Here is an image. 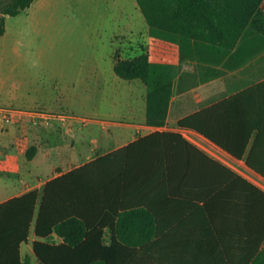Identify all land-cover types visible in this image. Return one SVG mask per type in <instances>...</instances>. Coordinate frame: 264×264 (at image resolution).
Segmentation results:
<instances>
[{"label": "trees", "instance_id": "16d2710c", "mask_svg": "<svg viewBox=\"0 0 264 264\" xmlns=\"http://www.w3.org/2000/svg\"><path fill=\"white\" fill-rule=\"evenodd\" d=\"M35 1L0 0V37L7 31V17L22 14ZM136 1L151 37L177 44L181 58L197 62L206 77L237 69L264 50V0ZM114 71L124 80L139 79L147 86L146 124L150 126L167 123L174 87H195L201 82L197 72H183L175 84L174 65L154 62L148 53L116 58ZM178 125L199 132L238 159L244 158L255 134L246 164L264 177V80L179 120ZM156 133L145 140L158 137ZM134 145L53 178L42 189L0 203V264H31L30 257L23 259L21 246L28 243L33 224L38 238L33 249L40 264H179L175 252L168 258L163 251V221L152 207L132 209L135 218L129 213L125 201L132 185L144 187L155 168H132L129 153ZM36 150L33 146L27 151L29 160ZM158 154L166 168L162 174L169 177L176 155L172 150ZM119 200L122 203L114 202ZM134 226L139 231L136 236L128 231ZM107 228L112 233L109 240ZM54 234L63 241L55 240ZM224 255L229 261L234 254L225 251ZM247 262L264 264V251H254Z\"/></svg>", "mask_w": 264, "mask_h": 264}, {"label": "crops", "instance_id": "0c3cea01", "mask_svg": "<svg viewBox=\"0 0 264 264\" xmlns=\"http://www.w3.org/2000/svg\"><path fill=\"white\" fill-rule=\"evenodd\" d=\"M37 1L29 9L33 6L38 8ZM45 4L46 0H42L41 5ZM139 30V33L142 31L149 37L146 52L151 53V60L173 64L162 56L169 48L168 42L152 38L149 26L130 24L127 32L132 38H137L134 34ZM155 40L156 44L160 43L161 57H156L152 53L150 45H153ZM138 48L141 49V46ZM146 52H141L135 57ZM257 56L243 66L227 70L217 77H206L199 72L201 67L197 62L186 59L185 62L188 63L184 62L183 67L175 70V84L183 72L190 74L197 72L200 74L201 82L195 87H174L167 123L164 126L146 124L148 88L139 79L130 80L133 91L139 93L144 102L141 108L143 116L134 119V122L126 124L125 127L116 124L113 134L109 135L110 141L107 145L103 142L105 138L96 141L97 145L101 144L102 147H97L93 155L92 150L96 144L92 149L81 147L77 151L67 153L61 150L63 147L54 143L56 140H53L54 142L51 140L52 137H60L71 129L59 120L52 121L48 126H37L27 119L12 125L10 135L6 137L7 142L2 151L0 150L3 156L0 203L34 189H42L47 181L134 143L136 145L129 153L132 168L136 170L151 169L152 166L155 168L153 172L151 170L150 179L145 182L144 187L132 185L129 194L131 196L125 202L132 218L136 217L135 212L131 213L132 209L146 210L152 207V211L163 221L162 244L164 253L168 254L167 257L171 258V253L175 252L179 264H250L247 259L251 253L264 251V177L246 164V157L255 134L244 158L238 159L199 132L179 127L178 122L263 81L264 53ZM105 61L107 63H103L101 70L96 73L95 85L114 87L111 84L117 82L119 76L111 73L109 67L114 69L116 60L111 55ZM55 101L56 96L47 101L39 95L29 99L23 98L22 104H25L26 108L34 109L42 105L52 107ZM156 132H159L158 137L145 140L157 134ZM161 133H172L181 138L165 137ZM24 142L37 148L34 160H29L27 154H20L18 151L20 144ZM166 150H172V154L176 155V162L169 166V177L168 174H162L166 168L162 159H158V153ZM40 153L46 156L45 159L52 161L47 170L48 176L45 178L35 171ZM25 156L28 164L25 163ZM118 160L122 162L123 157H119ZM135 194L138 196H132ZM114 202L120 204L122 200ZM141 204L147 205L148 208L146 206L138 208ZM109 215L112 216L108 213L107 216ZM144 215L151 216L149 212H145ZM114 219L118 221V217ZM128 231L133 236L139 234L135 226L130 227ZM105 233L109 240L111 231L107 228ZM53 238L58 242L63 241V238L55 234ZM37 239L33 224L28 243L21 246L23 259L30 257L31 264H40L33 249ZM225 251L234 254L230 256L231 260H227Z\"/></svg>", "mask_w": 264, "mask_h": 264}, {"label": "rangeland", "instance_id": "374dc122", "mask_svg": "<svg viewBox=\"0 0 264 264\" xmlns=\"http://www.w3.org/2000/svg\"><path fill=\"white\" fill-rule=\"evenodd\" d=\"M41 2H36L38 8L33 6L16 17H7V31L0 37V108L11 105L32 109L22 104L23 98L42 95L50 101L56 96L52 107L41 108L68 116L63 123L71 129L51 140H56L53 142L67 153L81 147L92 149L96 144L93 155L97 147H102L96 141L105 138L107 145L116 124L125 127L143 116L144 102L133 91L130 80L115 76L118 81L111 84L114 87H97L94 80L111 55L115 60L129 59L147 51L148 35L139 30L134 34L137 38H132L127 31L130 24H148L136 0H46L45 5ZM156 41L150 47L156 57H161L160 43ZM167 44L169 48L162 56L173 63L175 70L183 67L185 60L178 45ZM262 53L264 50L258 55ZM109 70L116 75L114 69ZM26 119L37 126L50 125L37 124L30 115L16 118L14 125ZM11 127L3 129L0 122V150ZM32 146L24 142L18 151L27 154ZM38 157L35 171L45 178L52 161L41 153ZM25 163H29L26 156ZM2 165L0 152V172Z\"/></svg>", "mask_w": 264, "mask_h": 264}, {"label": "built area", "instance_id": "2783aa9c", "mask_svg": "<svg viewBox=\"0 0 264 264\" xmlns=\"http://www.w3.org/2000/svg\"><path fill=\"white\" fill-rule=\"evenodd\" d=\"M27 115L36 118L35 122L37 124H51L52 121L55 120H59L61 122L68 121V116L58 115L53 111L41 107L25 110L21 108H15L14 106L10 105L0 108L1 127L3 129H8L10 126L14 125L16 118H19L20 120L23 117H26Z\"/></svg>", "mask_w": 264, "mask_h": 264}]
</instances>
